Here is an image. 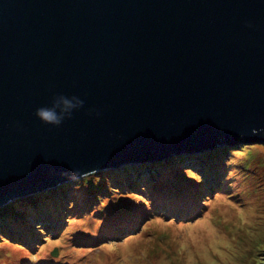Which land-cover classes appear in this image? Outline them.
<instances>
[{"label":"water","instance_id":"water-1","mask_svg":"<svg viewBox=\"0 0 264 264\" xmlns=\"http://www.w3.org/2000/svg\"><path fill=\"white\" fill-rule=\"evenodd\" d=\"M57 95L83 107L44 124L35 110ZM253 142L264 0H0V213L96 172Z\"/></svg>","mask_w":264,"mask_h":264},{"label":"rangeland","instance_id":"rangeland-1","mask_svg":"<svg viewBox=\"0 0 264 264\" xmlns=\"http://www.w3.org/2000/svg\"><path fill=\"white\" fill-rule=\"evenodd\" d=\"M165 163L155 171L127 175L96 172L78 185L17 202L0 213V264H264V142L241 148L226 144L207 156L184 153ZM142 173H148L145 180L139 176ZM115 176L120 181L128 177L121 198L141 195L129 187L148 188L156 176L160 189L141 195L147 200L145 206L139 204L140 215H146L143 221L121 225L117 228L125 232L121 237L100 238L97 231L106 223H112L108 231L120 224L114 222L116 214L105 198ZM184 179L200 181L210 197L196 205L198 191ZM108 197L117 203L118 196ZM179 199L185 203H177ZM96 200L107 204L99 211L102 221L95 213ZM59 201L69 212L57 229L61 223L56 214H64L57 207ZM33 203L43 209L33 210ZM36 211L45 218L42 225L36 224ZM19 215L27 218L25 224Z\"/></svg>","mask_w":264,"mask_h":264},{"label":"trees","instance_id":"trees-1","mask_svg":"<svg viewBox=\"0 0 264 264\" xmlns=\"http://www.w3.org/2000/svg\"><path fill=\"white\" fill-rule=\"evenodd\" d=\"M164 165H166V163L164 164ZM110 171V170H109ZM141 171V170H140ZM120 173H122L123 175H127V174H129V173H136V170H132V171H119ZM143 172V171H142ZM147 174L148 173H142V174H139V176L141 177V179L143 180H145V177L147 176ZM153 175H155L154 173H152ZM152 176V175H151ZM117 176H115V178H116ZM125 177H127V176H125ZM113 178L114 179V182H113V184L111 185V186H109V194L108 195H106L105 196V198H106V201H107V204H108V206L110 207V209L113 211V213H115L116 215H115V220H114V222L115 223H117V222H120V224L119 225H117V226H114L113 227V229H111L110 231H108V229H110V228H108L107 226L109 225V226H111L112 225V223L110 224V223H104L105 225L103 226V227H101V229H99L98 231H97V234H100V238H101V236L102 235H108V236H110V235H112V236H114V237H121L122 235H124L125 234V232L124 231H120V230H118L117 228H119L121 225H124V224H128L129 225V223H133L134 222V224H139V221L141 222V221H143V219H144V217H146V215H140V213H142V212H139L140 211V209H141V206L139 205V204H142V205H144L145 206V201H147V200H145L146 198L144 197V199L142 198V196L141 195H145L146 193H148V190H150V191H156V190H159L158 189V186H159V184H161L160 183V181H158L157 180V176L155 177V182H150L149 184H148V188H144L143 187V190H141L140 188L138 189V188H130L129 187V191H133L134 189H137L136 191L137 192H141V195H139V194H135L134 195V197H132L133 195H132V193H131V195H128L127 193V195L126 196H128V197H130V198H121V196L122 195H119V194H123V186H124V183L128 180V177H127V179L125 178V180L123 181H120V180H118V178ZM202 179V178H201ZM203 180V179H202ZM183 181H187L188 183H194V189H193V191H198V198L196 199V205H198V203L197 202H199V201H202V202H204V200H207L209 197H210V192H207V188H203L202 190H201V188H200V185H201V182L200 181H198V180H196V182H194L195 180H189V179H184ZM121 182H123V183H121ZM145 185V184H144ZM222 187V186H221ZM145 190V192H143ZM135 191V192H136ZM218 191V190H217ZM61 193H63V191H61ZM211 193H215V190L212 188L211 189ZM111 196V195H113V196H118V197H114V200H118L117 201V203H113V202H111V200H110V197H108V196ZM138 195V196H137ZM135 197L136 198H138L139 197V199L136 201L135 200ZM170 200H175V198H172V199H170ZM182 199H179L178 201H177V203H180V201H181ZM39 201V200H38ZM38 201H36V202H38ZM184 203H185V201L184 200H182ZM136 202V203H135ZM141 202V203H140ZM32 203V202H31ZM124 203V204H123ZM106 202L105 201H98V200H96V203H95V213H96V216H99V218H98V220H103L104 218H103V216L100 214V210L102 209V207H105L106 205ZM32 206H35L34 208H33V210L34 209H37V210H42L43 208H41V206H40V204L39 203H33L32 204ZM70 206V205H69ZM191 206V208L193 209V207H195V204L194 205H190ZM57 207H60V209H61V212H63L64 214H62V215H57L56 214V220H57V222H58V224H60L59 226H57V229H59L61 226H62V224L63 223H66V217H64L65 216V214L67 215V213L69 212V207H65L64 206V204H63V202H61V201H59V203H58V206ZM66 209H65V208ZM64 208V209H63ZM63 209V210H62ZM31 211V212H34V211ZM128 210H129V212H128ZM30 212V213H31ZM37 213H38V211H36ZM107 212L109 213V208H108V210H107ZM39 214V213H38ZM37 214V215H38ZM40 215V214H39ZM39 215L35 218V220H37V225H42V223H40L42 220H44L45 218H43V216H41V218L39 217ZM127 215L128 216H130V217H132V219L131 220H127ZM108 217H109V215H108ZM25 219V216L24 215H19V219L18 220H20L21 221V223H26L27 222V218L25 219V221H23ZM108 218H105V220H107ZM137 219V220H136ZM32 221H34V219H32ZM33 223V222H32ZM32 223H29L28 222V225H32ZM16 227V226H15ZM17 228V227H16ZM21 228V227H20ZM19 228V230H21ZM22 229L24 230L25 228L24 227H22ZM42 231L44 232V230H43V228H42ZM56 230H55V232H53V234H56ZM41 233V232H40ZM97 234L95 233V234H93L92 236H94V238H96L97 239ZM74 241H76V239H75V237H74V239H73ZM75 243V242H74ZM26 248V247H25ZM24 264H27V262H25Z\"/></svg>","mask_w":264,"mask_h":264},{"label":"clouds","instance_id":"clouds-1","mask_svg":"<svg viewBox=\"0 0 264 264\" xmlns=\"http://www.w3.org/2000/svg\"><path fill=\"white\" fill-rule=\"evenodd\" d=\"M84 101L77 96L57 95L50 106H41L35 110V116L44 124L59 126L65 119H70L74 110L83 107ZM76 179V173L71 176Z\"/></svg>","mask_w":264,"mask_h":264}]
</instances>
